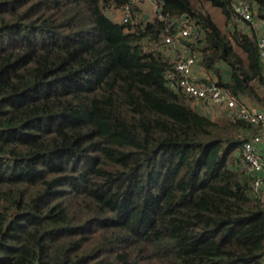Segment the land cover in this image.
Returning <instances> with one entry per match:
<instances>
[{
	"label": "trees",
	"instance_id": "1",
	"mask_svg": "<svg viewBox=\"0 0 264 264\" xmlns=\"http://www.w3.org/2000/svg\"><path fill=\"white\" fill-rule=\"evenodd\" d=\"M129 1L0 0V264H264V199L240 172L255 130L168 87L143 50L168 25L109 16ZM161 2L204 30L212 83L262 102L232 0Z\"/></svg>",
	"mask_w": 264,
	"mask_h": 264
},
{
	"label": "built area",
	"instance_id": "2",
	"mask_svg": "<svg viewBox=\"0 0 264 264\" xmlns=\"http://www.w3.org/2000/svg\"><path fill=\"white\" fill-rule=\"evenodd\" d=\"M142 2L143 0H130L122 9L116 10L118 21L135 30L145 21L146 13L140 8ZM152 4V18L166 22L168 33L162 35L158 41L146 43L143 50L163 55L168 67V87L175 92H182L192 107L200 112L204 109L223 110L229 117L242 120L253 127L255 131L251 139L244 142L241 149L240 172L251 177L253 193L264 199V158L258 149V146L264 143V34L257 35L261 60L259 94L262 98V107L258 108L250 106L243 97H235L216 83H212L211 75L199 64L197 47L204 40V30L201 26L188 14L165 16L162 13L161 0H152ZM232 7L234 17L231 25L251 32L252 24L256 20L252 1L232 0Z\"/></svg>",
	"mask_w": 264,
	"mask_h": 264
},
{
	"label": "crops",
	"instance_id": "3",
	"mask_svg": "<svg viewBox=\"0 0 264 264\" xmlns=\"http://www.w3.org/2000/svg\"><path fill=\"white\" fill-rule=\"evenodd\" d=\"M149 2L151 3V0H149ZM146 15L148 16V18H152V15L153 13L152 12H146ZM253 28L256 30V33L257 35H261V34H264V20H260V19H256L255 22L252 24ZM243 99L250 105V106H253V107H262V102H257V101H254L248 97H243ZM214 109L212 110H202L201 112L203 114H206V115H209L210 117H214L216 113H219V110L218 109H215L216 110V113L213 111ZM258 149L260 151V153L262 154L263 158H264V143H262L261 145L258 146Z\"/></svg>",
	"mask_w": 264,
	"mask_h": 264
},
{
	"label": "rangeland",
	"instance_id": "4",
	"mask_svg": "<svg viewBox=\"0 0 264 264\" xmlns=\"http://www.w3.org/2000/svg\"><path fill=\"white\" fill-rule=\"evenodd\" d=\"M152 0L151 3L149 2V0H143V2L141 3V10L142 12H152L153 13V6H152ZM207 7V10L211 13V15L213 16L214 20L218 23V25L223 26V17L220 13V11L218 9L212 8L209 4H205ZM117 9H111L110 12H108V14L110 15L111 18H113L114 20L118 21V11H116ZM111 14H113L114 16H112ZM216 113V110H213Z\"/></svg>",
	"mask_w": 264,
	"mask_h": 264
},
{
	"label": "water",
	"instance_id": "5",
	"mask_svg": "<svg viewBox=\"0 0 264 264\" xmlns=\"http://www.w3.org/2000/svg\"><path fill=\"white\" fill-rule=\"evenodd\" d=\"M147 19H148V16H147V15H145V16H144V20L146 21Z\"/></svg>",
	"mask_w": 264,
	"mask_h": 264
}]
</instances>
